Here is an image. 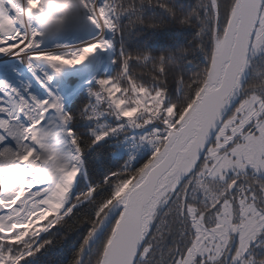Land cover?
Returning a JSON list of instances; mask_svg holds the SVG:
<instances>
[{
  "label": "snow or ice",
  "instance_id": "obj_1",
  "mask_svg": "<svg viewBox=\"0 0 264 264\" xmlns=\"http://www.w3.org/2000/svg\"><path fill=\"white\" fill-rule=\"evenodd\" d=\"M0 264H264V0H0Z\"/></svg>",
  "mask_w": 264,
  "mask_h": 264
}]
</instances>
